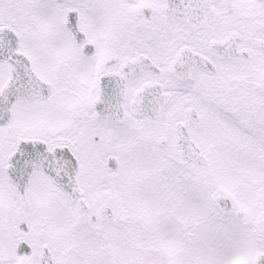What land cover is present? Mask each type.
Returning <instances> with one entry per match:
<instances>
[{
  "label": "snow or ice",
  "instance_id": "6c2138e0",
  "mask_svg": "<svg viewBox=\"0 0 264 264\" xmlns=\"http://www.w3.org/2000/svg\"><path fill=\"white\" fill-rule=\"evenodd\" d=\"M0 264H264V0H0Z\"/></svg>",
  "mask_w": 264,
  "mask_h": 264
}]
</instances>
